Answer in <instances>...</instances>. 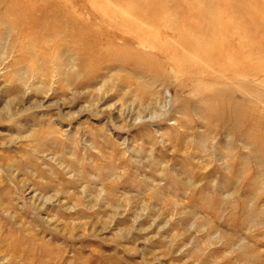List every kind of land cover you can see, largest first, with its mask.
Listing matches in <instances>:
<instances>
[{
    "label": "rangeland",
    "instance_id": "obj_1",
    "mask_svg": "<svg viewBox=\"0 0 264 264\" xmlns=\"http://www.w3.org/2000/svg\"><path fill=\"white\" fill-rule=\"evenodd\" d=\"M0 264H264V0H0Z\"/></svg>",
    "mask_w": 264,
    "mask_h": 264
}]
</instances>
